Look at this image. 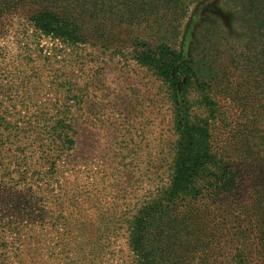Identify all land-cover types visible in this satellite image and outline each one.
Returning <instances> with one entry per match:
<instances>
[{"label": "trees", "instance_id": "obj_1", "mask_svg": "<svg viewBox=\"0 0 264 264\" xmlns=\"http://www.w3.org/2000/svg\"><path fill=\"white\" fill-rule=\"evenodd\" d=\"M91 1L0 0L2 29L25 18L0 36V264H264V131L217 142L225 112L199 57L134 41L171 113L155 176L127 181L121 145L102 163L78 159L81 124L111 119L86 52L106 48ZM162 1H136L127 21L149 26Z\"/></svg>", "mask_w": 264, "mask_h": 264}, {"label": "rangeland", "instance_id": "obj_2", "mask_svg": "<svg viewBox=\"0 0 264 264\" xmlns=\"http://www.w3.org/2000/svg\"><path fill=\"white\" fill-rule=\"evenodd\" d=\"M136 1L97 2L102 6L96 10L102 14L96 22L106 48L101 52L87 46L86 52L95 55L92 65L99 68L98 78L106 87L103 101L111 119L101 124L97 115L103 110L98 107L93 111L98 119L95 125L81 124L78 159L102 163L108 152L114 159L112 150L121 145L128 164L124 173L127 181L141 184L150 175L148 166L153 167L150 171L155 176L161 151L167 150L166 140L174 135L165 90L149 70L137 65L134 58L141 49L134 41L146 39L152 45L167 42L214 68L216 83L211 94L225 112L217 142L241 132L255 138L254 129L264 131V0H189L186 11L178 0H163L167 3L158 7L159 16L149 18V26L139 24L140 19L127 21V15L142 8ZM156 1L144 0L148 4ZM12 18V26L0 27V36L10 41L25 22L23 14ZM113 51L122 54L112 55ZM201 94H194L196 102L202 100ZM96 100L101 101L100 93Z\"/></svg>", "mask_w": 264, "mask_h": 264}]
</instances>
